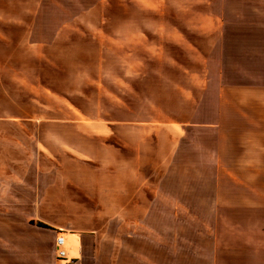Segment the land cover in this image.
<instances>
[{
	"label": "crops",
	"instance_id": "0c3cea01",
	"mask_svg": "<svg viewBox=\"0 0 264 264\" xmlns=\"http://www.w3.org/2000/svg\"><path fill=\"white\" fill-rule=\"evenodd\" d=\"M115 2L150 11L144 18L140 12L117 14V47L137 44L130 34L142 23L148 33L147 55L194 58L201 65L198 70L182 68L191 80L183 76L186 86L176 92V105L191 106L189 117L162 113L141 124L152 128L150 136L158 145L160 134L153 129L170 131L178 149L184 147L189 128L203 130L205 142L191 148L221 151L215 207L204 211L194 207L190 195L150 190L149 184H162L164 178L128 174L132 163L124 157L119 162L124 173L113 174V184L107 176L110 183L94 189L90 203L72 208L91 216L68 224L42 220L48 227L31 225L24 232L0 230V264H56L54 239L59 231L78 264H264V0ZM95 3L113 2L0 0V48L75 49L77 40L92 39L91 30L78 34L77 26L92 27ZM99 20L110 19L102 13ZM121 48L115 51L129 52ZM4 63L15 65L10 81H23L21 58L0 57V69H6ZM174 71L180 73L179 66ZM39 120L0 105V122ZM125 122L128 128L133 124ZM55 190L50 187L47 193L58 198L45 199L42 208L70 210L68 192ZM102 213L109 220L94 215Z\"/></svg>",
	"mask_w": 264,
	"mask_h": 264
},
{
	"label": "rangeland",
	"instance_id": "374dc122",
	"mask_svg": "<svg viewBox=\"0 0 264 264\" xmlns=\"http://www.w3.org/2000/svg\"><path fill=\"white\" fill-rule=\"evenodd\" d=\"M111 1L114 4L93 5L92 27L77 26L78 34L91 30L92 39L77 40L75 49L0 48V57L22 59L20 71L25 76L19 83L10 81L15 65L4 63L0 105L41 119L0 122V230L4 232H24L31 225L48 227L42 220L68 224L91 216L72 208L76 203H90L94 189L110 183L107 176L123 174L119 162L123 163L124 157L132 163L128 174L164 178L162 184H149L150 190L190 195L194 207L204 211L215 207L221 151L191 148L205 142L203 130L189 128L182 139L184 147L178 149L173 148L170 131L153 129L160 134L158 145L150 136L152 128L141 124L162 113L189 117L191 106L176 105V92L186 86V77L188 83L191 80L182 68L198 70L200 63L194 58L147 55L148 33L142 23L137 24L140 30L130 34L138 43L120 47L130 53L116 52L120 49L115 39L117 14L140 12L144 18L150 11L128 4L119 7L116 0ZM102 13L110 20H99ZM178 66L180 73L174 71ZM201 73L199 86L203 84ZM194 92L198 94L196 89ZM117 120L121 122L112 124ZM126 120L133 123L129 128ZM110 159L116 160L111 163ZM50 187L68 192L65 202L70 210L42 208L43 201L58 198L56 192L47 193ZM94 215L109 220L107 214ZM66 252L69 256L67 247Z\"/></svg>",
	"mask_w": 264,
	"mask_h": 264
},
{
	"label": "built area",
	"instance_id": "2783aa9c",
	"mask_svg": "<svg viewBox=\"0 0 264 264\" xmlns=\"http://www.w3.org/2000/svg\"><path fill=\"white\" fill-rule=\"evenodd\" d=\"M63 233H58L55 236V261L56 264H77V260L68 256L66 253L65 238Z\"/></svg>",
	"mask_w": 264,
	"mask_h": 264
}]
</instances>
